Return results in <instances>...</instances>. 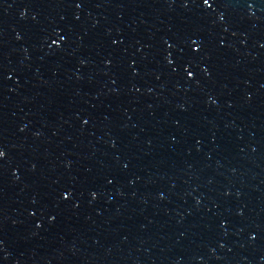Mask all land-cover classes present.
Here are the masks:
<instances>
[{"label": "water", "instance_id": "95a60500", "mask_svg": "<svg viewBox=\"0 0 264 264\" xmlns=\"http://www.w3.org/2000/svg\"><path fill=\"white\" fill-rule=\"evenodd\" d=\"M0 264H264V0H0Z\"/></svg>", "mask_w": 264, "mask_h": 264}]
</instances>
